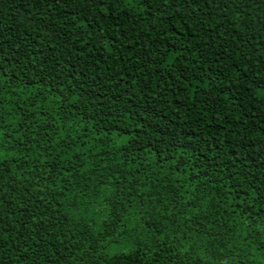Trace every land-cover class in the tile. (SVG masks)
<instances>
[{
  "label": "trees",
  "instance_id": "obj_1",
  "mask_svg": "<svg viewBox=\"0 0 264 264\" xmlns=\"http://www.w3.org/2000/svg\"><path fill=\"white\" fill-rule=\"evenodd\" d=\"M0 264H264V0H0Z\"/></svg>",
  "mask_w": 264,
  "mask_h": 264
}]
</instances>
